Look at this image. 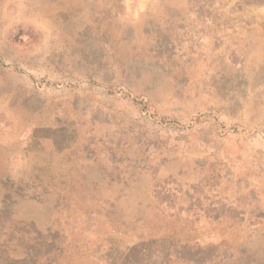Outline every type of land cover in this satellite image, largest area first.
<instances>
[{"label":"rangeland","instance_id":"374dc122","mask_svg":"<svg viewBox=\"0 0 264 264\" xmlns=\"http://www.w3.org/2000/svg\"><path fill=\"white\" fill-rule=\"evenodd\" d=\"M0 264H264V0H0Z\"/></svg>","mask_w":264,"mask_h":264}]
</instances>
